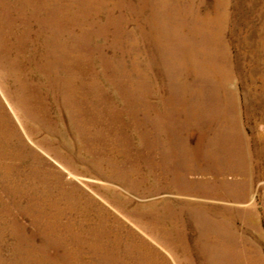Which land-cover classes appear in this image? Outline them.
I'll return each instance as SVG.
<instances>
[{
    "label": "rangeland",
    "instance_id": "374dc122",
    "mask_svg": "<svg viewBox=\"0 0 264 264\" xmlns=\"http://www.w3.org/2000/svg\"><path fill=\"white\" fill-rule=\"evenodd\" d=\"M0 42V264L264 261V0H0Z\"/></svg>",
    "mask_w": 264,
    "mask_h": 264
},
{
    "label": "bare ground",
    "instance_id": "6f19581e",
    "mask_svg": "<svg viewBox=\"0 0 264 264\" xmlns=\"http://www.w3.org/2000/svg\"><path fill=\"white\" fill-rule=\"evenodd\" d=\"M10 35H12V37L15 39L12 42L11 45L8 44L9 46H11L10 47V51L15 49V47H16L17 48V53H18L19 52V47L14 42H16L17 40H20V35H17L16 31L13 28L7 33L6 37L9 38ZM0 48H3V45H2L1 42H0ZM59 48H62V50H58ZM59 48L52 49L53 51H58V52H56L58 54L56 55L57 57L55 58V60L52 58V56H48L50 54L49 53L48 55H46V56H48V58H46V56H45V61L44 62H45V65L48 67V70L49 69L52 70L54 67H56L58 70L61 69V74L62 75H60V74L57 75L59 77V80H60L59 83H61V85H62V90H59V91H61V94H62L63 98H65V97H67L68 89H64V87H68V85L70 83L69 75H68V58L66 56V51H65L66 50V46L64 47V46L61 45V47H59ZM60 51H61V53H60ZM6 59L7 58L5 57L4 54L1 53V49H0V61L1 60H6ZM6 63H8V61H6ZM15 63H16L17 66H19L17 64L18 62H17L16 59H14L13 61L9 62V64H11V65L15 64ZM59 88L61 89L60 85H59ZM82 109H83L82 106L79 105V108H78L79 112L83 113ZM213 239H215V238H213ZM222 243H225V242H222ZM210 255L212 256V257H210L211 259L213 258V259H217L218 260V262H216L215 264H264V261H261V262L258 263V260H256V259L254 260V259H251V258L247 257L246 256L247 254L244 251L243 252L242 251L239 252V250H235L232 247V244H228V245L223 246V247H218L217 249H214L211 252Z\"/></svg>",
    "mask_w": 264,
    "mask_h": 264
}]
</instances>
